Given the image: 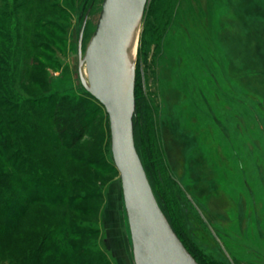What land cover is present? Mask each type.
I'll list each match as a JSON object with an SVG mask.
<instances>
[{
	"label": "rangeland",
	"instance_id": "obj_1",
	"mask_svg": "<svg viewBox=\"0 0 264 264\" xmlns=\"http://www.w3.org/2000/svg\"><path fill=\"white\" fill-rule=\"evenodd\" d=\"M101 1L0 0V224L11 201L32 203L0 237V264H31L44 232L35 262L49 263L73 195L80 263L131 264L108 117L80 81ZM132 71L157 200L203 264H264V0H149ZM54 139L85 144L94 166Z\"/></svg>",
	"mask_w": 264,
	"mask_h": 264
},
{
	"label": "water",
	"instance_id": "obj_2",
	"mask_svg": "<svg viewBox=\"0 0 264 264\" xmlns=\"http://www.w3.org/2000/svg\"><path fill=\"white\" fill-rule=\"evenodd\" d=\"M149 0H102L80 65L84 89L108 117L110 152L118 172L121 196L136 264H198L180 242L163 214L139 156L133 131L132 67L123 72L126 52ZM86 13L82 29L86 22ZM81 29V32H82ZM80 32V33H81Z\"/></svg>",
	"mask_w": 264,
	"mask_h": 264
},
{
	"label": "trees",
	"instance_id": "obj_3",
	"mask_svg": "<svg viewBox=\"0 0 264 264\" xmlns=\"http://www.w3.org/2000/svg\"><path fill=\"white\" fill-rule=\"evenodd\" d=\"M134 92H135V111H134V118H133L134 138H135V143H136L137 150H138L139 156L141 158L144 170H145L146 175L148 177L149 183L153 189V179H154V175L156 173V160L155 159L160 160V158H159L160 153H158V150L155 147H154V150H155V153H154L152 151L151 147L148 146V144L146 146L143 143L144 136H146V133H147L146 132L147 127L145 124H143V122H140L141 120L137 116V113H138V111H137V106H138L137 98H138V96H137V91H134ZM73 119L76 122L77 118H73ZM75 122H74V124H75ZM59 123H64V119L60 118ZM55 130H56L55 131L56 134H61L60 132H62L59 129V127H56ZM82 130L84 132L85 130H87V127H84V126L79 127V132H81ZM45 139L49 140V142L51 141V138L49 136H45ZM76 142L77 141H74L73 144ZM53 143L55 146H57L59 148L71 151V154L69 155L71 160L69 159L68 162L73 161V162L78 163V164H84L88 167L94 166L95 162L92 161V159L89 157V154L86 152V149L84 147L85 144L81 145L77 149L72 150L70 148L73 147V144L71 146H68L65 144V142L58 141L57 139ZM86 145H87V143H86ZM80 150H82L83 152H81ZM74 182L78 186L81 185V182L79 180L77 182L76 181H74ZM66 192H68V191H66ZM154 194H155V192H154ZM81 197H83V196L73 195V199H71L69 197L68 200H65L67 208H68L69 219H68V223L61 229V231L58 234H56V238L54 239L56 241V244H54L53 247L51 246L52 251H51V257L49 260L50 264H52V263L53 264H84V263H80V259H81L80 255H81V253H83V249L81 248L80 245L83 244V241L85 240L86 235L82 234L81 230H79L77 228L78 217L84 215L86 212V209L82 208L81 206L76 205L79 202H81V200H82ZM156 199H157V197H156ZM163 199H164V204H165L164 206H166V207L168 206V208H169L170 200H169L166 193L163 196ZM38 202H39V200H36V201L34 200L33 203H38ZM10 204L12 206L11 208H12L13 214L10 217L9 214L3 212V216L6 219H9V221L11 223H10V225H7L6 227L4 225L0 224V237L8 234L11 230L16 229L17 224H19V221L21 220V218L23 217V215L26 211V209L23 206H27L28 204L32 205V203H28V201H25V203H22L19 205H17L16 201H11ZM158 204H159L163 214L165 215L169 225L171 226L172 230L174 231V233L176 234V236L178 237L180 242L183 244L185 249L189 252V254L194 258V260L198 264H203L200 261L199 257L197 256L196 252H194L193 248H191V246L187 242V240L185 238V234L182 231L181 227L177 224V222L175 223L172 221V217H169L170 214H169L167 208L163 207V204H161L159 201H158ZM170 216H173V214H171ZM47 237L48 236L44 232V234H42V236L40 238L41 240L39 241V243L37 244L35 242L33 244V250L31 248L30 251L28 252L27 259L31 262V264H42L40 262H35V255H36V253L41 251L42 245H44V243L47 241L46 239H48ZM64 251H66V253L62 257L61 253ZM49 263H46V264H49Z\"/></svg>",
	"mask_w": 264,
	"mask_h": 264
},
{
	"label": "bare ground",
	"instance_id": "obj_4",
	"mask_svg": "<svg viewBox=\"0 0 264 264\" xmlns=\"http://www.w3.org/2000/svg\"><path fill=\"white\" fill-rule=\"evenodd\" d=\"M138 33H139V27H137L135 32H134L131 44H130V46L126 52V56H125L123 72H124V75L127 79L130 78L129 77L130 70H131V67L133 66L134 56H135L136 47H137ZM80 75H81L82 79H84L86 81L84 64H81ZM129 81H130V79L127 81V84H128V91L130 92L131 84L129 83Z\"/></svg>",
	"mask_w": 264,
	"mask_h": 264
},
{
	"label": "crops",
	"instance_id": "obj_5",
	"mask_svg": "<svg viewBox=\"0 0 264 264\" xmlns=\"http://www.w3.org/2000/svg\"><path fill=\"white\" fill-rule=\"evenodd\" d=\"M121 189V188H120ZM122 197V196H121ZM131 243V242H130ZM129 255L131 258V264H136L135 263V258H134V254H133V250H132V245H131V249L129 250Z\"/></svg>",
	"mask_w": 264,
	"mask_h": 264
}]
</instances>
